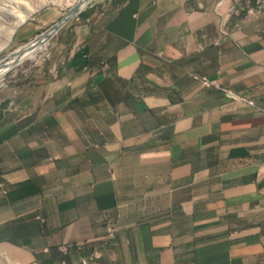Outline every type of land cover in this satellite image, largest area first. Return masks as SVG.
<instances>
[{
  "label": "crops",
  "instance_id": "crops-1",
  "mask_svg": "<svg viewBox=\"0 0 264 264\" xmlns=\"http://www.w3.org/2000/svg\"><path fill=\"white\" fill-rule=\"evenodd\" d=\"M219 1H101L0 95V264H264V14Z\"/></svg>",
  "mask_w": 264,
  "mask_h": 264
},
{
  "label": "rangeland",
  "instance_id": "rangeland-1",
  "mask_svg": "<svg viewBox=\"0 0 264 264\" xmlns=\"http://www.w3.org/2000/svg\"><path fill=\"white\" fill-rule=\"evenodd\" d=\"M71 1L72 0H0L1 19H5L4 15L2 16L1 14V12H4L5 7L7 10L8 9L9 10L10 9L22 10V9H27V8L32 9L33 7H37V11L34 12L24 24H22L21 26L17 28L10 42L5 46V48H2L0 50V65L9 62L10 61L9 55L13 54L15 51H17L22 46H25L26 44L33 41L36 37H38L41 33H43L48 28L47 27L45 30L44 28L41 29L38 33H36L35 35L31 37H28L26 40L18 41L17 36H19L21 30L28 23H30L32 19H35L38 15H40L41 13H44V11L61 9L62 15L58 17L57 19L58 21L61 19L63 14L66 13L73 6L71 5L72 3ZM101 1H104V0H92L84 8L87 11L90 7H94L95 5H100ZM75 18L76 17L70 19L65 25H63V28L62 27L61 28L64 29L67 27H72L73 23H75ZM57 21H55L54 23H56ZM56 33H54L50 37L49 41L55 40ZM0 40L3 41V38L0 37ZM46 47H44L45 48L44 51L49 48V47L48 48ZM44 51L43 53H40L38 55V58L36 60H31V61L24 60L17 66L15 65L18 63L14 62L13 64H15L14 65L15 67L13 66L12 68L8 69L0 76V95H7L10 89H13L19 84H22V83L24 84L25 82L31 80L34 76L39 74L40 71H42V69L44 68V59H46L45 55L48 53ZM16 61H18V59Z\"/></svg>",
  "mask_w": 264,
  "mask_h": 264
},
{
  "label": "built area",
  "instance_id": "built-area-1",
  "mask_svg": "<svg viewBox=\"0 0 264 264\" xmlns=\"http://www.w3.org/2000/svg\"><path fill=\"white\" fill-rule=\"evenodd\" d=\"M224 1H230V7L226 14H220L219 8ZM214 11L220 15V32L223 36L228 34L227 24L232 17H251V16H260L264 14V0H254L253 3L251 0H221L215 5ZM193 78L198 81L202 87L205 88H217L221 90L227 97L235 100L242 101L250 106H254L253 101H250L239 95H235L228 88L221 87L216 81H211L203 76H193ZM260 173H264V163L259 169ZM110 235L113 230L110 229Z\"/></svg>",
  "mask_w": 264,
  "mask_h": 264
},
{
  "label": "bare ground",
  "instance_id": "bare-ground-1",
  "mask_svg": "<svg viewBox=\"0 0 264 264\" xmlns=\"http://www.w3.org/2000/svg\"><path fill=\"white\" fill-rule=\"evenodd\" d=\"M79 0H72L71 5H76ZM11 2V1H10ZM13 3V1H12ZM3 9V8H2ZM9 10V9H8ZM5 7L4 12H1L2 16L4 15L5 19H1L0 17V37L3 38V41L0 40V50L2 48H5V46L10 42L12 39L13 34L17 30L19 26H21L25 21L28 20V18L37 11V7H33L32 9H22V10H12L10 9L8 11ZM46 46V42L41 41L37 45H29L24 46V49L22 51V54L20 58H18V61L15 59V53L19 51H15L13 54H11L10 61L6 63V66H3V68L0 67V76L7 71L8 69L12 68L15 64L14 62H17L15 66L19 65L24 60H36L38 58V55L40 53H43L44 47ZM23 47V46H22ZM2 61V60H1ZM14 66V67H15Z\"/></svg>",
  "mask_w": 264,
  "mask_h": 264
},
{
  "label": "water",
  "instance_id": "water-1",
  "mask_svg": "<svg viewBox=\"0 0 264 264\" xmlns=\"http://www.w3.org/2000/svg\"><path fill=\"white\" fill-rule=\"evenodd\" d=\"M92 0H79L76 5H73L65 14L64 16L58 20L56 23L51 25L48 29H46L43 33H41L38 37H36L33 41L30 43L26 44V46L29 45H37L39 42L43 41L47 42L49 41L50 37L56 33L63 25H65L70 19L76 17L82 9L91 2ZM24 49V46L19 48V51L15 53V59L17 60L20 58L22 51ZM10 56V55H9ZM3 66H6V63L1 64L0 67L3 68Z\"/></svg>",
  "mask_w": 264,
  "mask_h": 264
},
{
  "label": "clouds",
  "instance_id": "clouds-1",
  "mask_svg": "<svg viewBox=\"0 0 264 264\" xmlns=\"http://www.w3.org/2000/svg\"><path fill=\"white\" fill-rule=\"evenodd\" d=\"M85 10H86V9L83 8L82 11H81L76 17H78V16H79L83 11H85ZM61 11H62V10H61ZM64 14H65V13H64ZM64 14H63V16H64ZM63 16H62V17H63ZM62 17H61V18H62ZM52 25H53V24H52ZM48 28H49V27H48ZM48 28H47V29H48ZM58 31H59V30H58ZM58 31H57V32H58ZM47 45H48V41L46 42V46H47ZM46 46H45V47H46ZM46 48H47V47H46ZM46 51H47V50H45L44 52H46ZM250 101H251V100H250ZM263 163H264V162H263Z\"/></svg>",
  "mask_w": 264,
  "mask_h": 264
}]
</instances>
